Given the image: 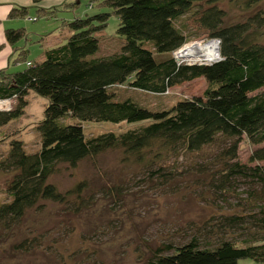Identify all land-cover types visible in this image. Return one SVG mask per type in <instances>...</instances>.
Segmentation results:
<instances>
[{"label": "trees", "instance_id": "16d2710c", "mask_svg": "<svg viewBox=\"0 0 264 264\" xmlns=\"http://www.w3.org/2000/svg\"><path fill=\"white\" fill-rule=\"evenodd\" d=\"M214 1L90 0L91 7L110 11L65 22V43L47 49L41 61L28 62L21 53L14 64L26 62V67L0 72V100H13L10 110H0L1 139H9L0 168L13 173L7 187L11 199L0 202V227L18 224L44 200L72 203L76 209L88 202L84 196L93 192H87V180L65 193L50 181L59 165L76 168L84 159L118 149L125 161L135 162L150 181L161 179L164 186L177 176L183 155L202 156L222 140L223 147L209 162H197V171L209 176L221 197L234 183H248L246 198H239L237 211L217 218L219 223H211L213 218L197 226L187 242L159 244L144 264H239L246 258L264 264V7L226 25V12ZM235 1L249 10L262 0ZM25 14L23 9L20 15ZM111 14L120 20L122 45L102 55L100 38ZM187 15L207 30L209 39L220 40L219 61L177 62L174 52L191 42L188 26L180 22ZM6 36L15 45L26 32L12 29ZM200 78L208 82L202 96L180 99L164 109L142 105L120 89L166 95ZM31 92L48 99L35 127L40 134L36 150L26 148L20 130L7 135L1 131L25 114ZM88 122L134 125L87 137ZM244 136L257 146L250 158L255 165L239 160ZM103 190L111 196L121 193L117 186ZM237 235L245 238L238 241Z\"/></svg>", "mask_w": 264, "mask_h": 264}, {"label": "rangeland", "instance_id": "374dc122", "mask_svg": "<svg viewBox=\"0 0 264 264\" xmlns=\"http://www.w3.org/2000/svg\"><path fill=\"white\" fill-rule=\"evenodd\" d=\"M213 3L225 10L226 25L244 21L264 7V0L249 10L243 6L242 1L215 0ZM101 11L110 10L100 9L97 5L91 7L90 0H82L77 6L79 17L92 16ZM180 22L188 26L185 33L191 42L209 39V33L199 27L193 15L183 17ZM119 24L117 15L111 14L100 38L102 55L120 49L122 41L117 33ZM52 30L50 34L55 33L56 38L62 41L57 45L66 42L68 29L55 27L50 32ZM39 48L38 43L31 45L30 59H37ZM184 60L194 63L198 58L190 56ZM207 86L208 82L200 78L183 83L166 95L128 87L120 89L131 94L142 105L164 109L180 99L202 96ZM28 101L21 121L12 123L3 131L7 135L20 130L18 134L22 133L20 137L26 148L36 150L40 147V134L35 127L44 117L48 99L31 92ZM11 103L13 106V101ZM137 124L144 125L146 122ZM130 125L134 124L88 122L85 130L87 137H92L102 132L118 133L127 130ZM2 136L3 133L0 134V161L9 148V139L2 140ZM221 141L207 147L202 156L183 155L175 169L177 176L164 186L160 185L161 179L150 181L135 162L125 161L123 152L118 149L84 159L76 168L59 165L50 181L60 191L65 193L80 181L87 180L91 186L87 192H93V195L84 196L88 202L80 209H76L72 203L44 200L30 209L18 224L9 229L0 227V264H144L159 244L180 245L187 242L195 234L197 226L213 218L211 223H219L222 220L217 218L237 211L239 198H246L248 183L242 180L234 183L235 186L233 184L229 191L224 192L225 196L221 197L218 196L220 191H215L209 184V176L197 171V162H209L223 147ZM256 147L244 136L238 151L239 160L255 165L257 162H251L250 158ZM12 176V172L0 168V202L11 199L7 187ZM114 186L121 187L119 195L105 194L104 187ZM243 237L237 235L236 239L240 241ZM215 239L214 235L212 240ZM239 264L261 263L246 258L240 259Z\"/></svg>", "mask_w": 264, "mask_h": 264}, {"label": "crops", "instance_id": "0c3cea01", "mask_svg": "<svg viewBox=\"0 0 264 264\" xmlns=\"http://www.w3.org/2000/svg\"><path fill=\"white\" fill-rule=\"evenodd\" d=\"M81 2L82 0H0V72H14L26 67V62L14 64L21 53L28 62L41 61L47 49L62 42L61 39L56 38L55 33L51 35L53 30L51 32L50 30L55 27L65 29V22H70L78 16L77 6ZM23 9L26 10V14L21 16ZM30 18L37 19L30 20ZM19 28L25 30L26 37L12 45L7 40V30ZM37 43L40 46L39 54L37 59L33 60L30 59L29 53L31 45ZM18 121L21 119L11 122L1 131Z\"/></svg>", "mask_w": 264, "mask_h": 264}, {"label": "built area", "instance_id": "2783aa9c", "mask_svg": "<svg viewBox=\"0 0 264 264\" xmlns=\"http://www.w3.org/2000/svg\"><path fill=\"white\" fill-rule=\"evenodd\" d=\"M36 19L37 18H30V20H36ZM191 45H199L201 47L212 46L211 47V53H212L211 59L208 56L206 57L201 53L200 55H198V57L193 56L194 58H198V60L194 61V63L211 64L221 59L220 51H219L220 50V40L217 38H211L207 40H200V41L195 40V41L189 42L185 44L183 47H181L180 49H178L177 51H175L174 57L176 58L178 63H183V62L189 63V61L187 62V60H184L185 58H188V57H182L180 55V52L183 49ZM189 64H193V63H189ZM12 101L13 100H0V110H10L12 108V105H11Z\"/></svg>", "mask_w": 264, "mask_h": 264}, {"label": "bare ground", "instance_id": "6f19581e", "mask_svg": "<svg viewBox=\"0 0 264 264\" xmlns=\"http://www.w3.org/2000/svg\"><path fill=\"white\" fill-rule=\"evenodd\" d=\"M211 47L212 46L201 47L199 45H191L183 49L180 52V55L182 57H190V56L198 57V55L202 53L204 56L206 57L208 56L211 59L212 58Z\"/></svg>", "mask_w": 264, "mask_h": 264}]
</instances>
